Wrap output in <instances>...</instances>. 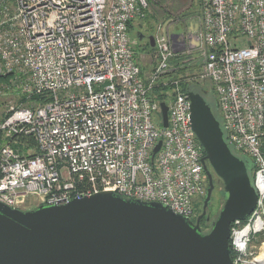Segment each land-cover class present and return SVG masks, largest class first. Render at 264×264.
Returning <instances> with one entry per match:
<instances>
[{"label": "built area", "instance_id": "built-area-1", "mask_svg": "<svg viewBox=\"0 0 264 264\" xmlns=\"http://www.w3.org/2000/svg\"><path fill=\"white\" fill-rule=\"evenodd\" d=\"M198 5V43L186 50L199 51L202 70L185 81L210 83L229 143L254 163L256 208L231 223L229 244L232 264H258L249 257L264 232V0ZM147 7L146 0H0V76H8L0 94L17 96L0 120L1 203L61 205L112 191L196 218L207 179L185 89L179 78L161 81L170 95L166 127L151 93L175 55L170 34L162 28L154 37L158 64L147 79L128 34Z\"/></svg>", "mask_w": 264, "mask_h": 264}, {"label": "water", "instance_id": "water-1", "mask_svg": "<svg viewBox=\"0 0 264 264\" xmlns=\"http://www.w3.org/2000/svg\"><path fill=\"white\" fill-rule=\"evenodd\" d=\"M197 30V21L191 19L190 40L186 37L181 48L175 46L179 34H170L173 52L197 46ZM148 39L154 46L153 36ZM206 91L193 83L185 89L191 129L204 152L201 162L207 179L195 220L173 213L164 204L128 199L112 191L31 210L0 202V264H232L230 225L244 220L257 204L254 163L246 154L234 152L224 121L215 115ZM159 104L161 123L166 127L168 105ZM215 107H219L218 100ZM160 144L159 140L153 153ZM213 174L223 183V204L209 230L203 232L199 222L204 215L209 218L206 210Z\"/></svg>", "mask_w": 264, "mask_h": 264}, {"label": "rangeland", "instance_id": "rangeland-1", "mask_svg": "<svg viewBox=\"0 0 264 264\" xmlns=\"http://www.w3.org/2000/svg\"><path fill=\"white\" fill-rule=\"evenodd\" d=\"M147 2L148 7L146 11V17L143 19L133 20L132 26L128 30L131 45L135 54V59L137 60L138 65L142 70V76L144 79H147L148 76L150 77L151 73L156 70L155 68L158 64L156 55L157 53L154 49L155 46H149L148 37L153 36L154 38L159 29L162 28H165V31L168 34H181L185 32L186 22L193 18V16L197 14L199 9L198 0H147ZM178 63L186 65L183 73H165L163 76H161V78H159L157 83L180 77L193 79V77H196L202 70L198 50L188 49L184 52L178 53L177 55L175 54V56H172L168 61V71H172V69ZM193 84L199 86V84L197 83ZM164 92L166 94L165 102L168 104L170 102V95L167 93V91ZM206 95L208 102L214 108L215 115L219 120L223 121L219 107H215V101H217V96L214 88L208 87ZM16 97L17 96L12 93L9 95L0 94V118L5 115L9 101L16 100ZM30 149L32 150L33 147L31 146ZM233 150L239 156L242 155L241 153L237 152L234 148ZM213 183L214 187L211 193V200L208 207L209 221L205 223L204 226L206 231L209 230L211 222L215 219L223 204V196L221 191L223 189V183L221 180H217L214 174ZM36 206L37 205H35V202L29 199L23 205L22 210H31L36 208ZM201 207L202 202L198 203L197 205H194L196 213L197 210L198 213L201 212ZM263 243L264 232L256 234V237L252 241L253 247L251 249L252 253L249 259H253L261 254V247Z\"/></svg>", "mask_w": 264, "mask_h": 264}, {"label": "trees", "instance_id": "trees-1", "mask_svg": "<svg viewBox=\"0 0 264 264\" xmlns=\"http://www.w3.org/2000/svg\"><path fill=\"white\" fill-rule=\"evenodd\" d=\"M146 2H147V0H146ZM147 4H148V2H147ZM147 11V10H146ZM195 16V15H194ZM145 17H146V14H145ZM144 17V18H145ZM192 19V18H191ZM132 26V24L130 23L129 24V28ZM148 44H149V46H151L150 45V43L148 42ZM177 55V54H176ZM173 56H175V55H173ZM185 67H186V65H184V64H177L173 69H172V71H168L167 72V74H171L172 72H177L178 74H181V73H183L184 72V70H185ZM185 78L186 77H180L179 79H180V81H181V86H182V88H184V89H186V86L188 85V84H191V83H197V84H199V87L200 88H202L203 90H207V88L208 87H211L210 86V83L209 82H207V81H203V82H197V81H185ZM8 81V76L6 75V76H0V82H7ZM168 89V86L167 85H164L162 82H158V83H156L155 85H154V87H153V89L151 90V93H152V95H155L156 96V98L157 99H159V100H161V101H165V99H166V94H165V92L164 91H166ZM32 98H35V99H37V98H40L39 96H33ZM262 151H263V153H264V138H263V143H262ZM215 176V175H214ZM216 179L217 180H220L217 176H216ZM207 187V186H206ZM222 191V190H221ZM223 193V192H222ZM202 202V199H199V200H197L195 203H194V205H197L198 203H201ZM200 205V204H199ZM198 209V208H197ZM197 212H198V210H197ZM205 223L206 222H204L203 224H204V226H205ZM210 227H211V225H210ZM230 256H231V258L233 259V256H234V254H233V250L231 249V247H230Z\"/></svg>", "mask_w": 264, "mask_h": 264}, {"label": "flooded vegetation", "instance_id": "flooded-vegetation-1", "mask_svg": "<svg viewBox=\"0 0 264 264\" xmlns=\"http://www.w3.org/2000/svg\"><path fill=\"white\" fill-rule=\"evenodd\" d=\"M193 17H194V16H193ZM190 20H191V19H190ZM190 20H188V21L186 22V28H188V23H189ZM148 42H149V39H148ZM206 186H207V185H206ZM206 188H207V187H206ZM208 207H209V206H208ZM201 208H202V207H201ZM199 214H200V213L197 212V216H198ZM206 214H208V216H209L208 208H207V210H206ZM197 216H196V217H197ZM194 220H195V219H194ZM208 221H209V218L206 219V215H204L203 218L200 219V222H199V223H200L201 230H202L203 232L206 231L203 223H204V222L207 223Z\"/></svg>", "mask_w": 264, "mask_h": 264}, {"label": "bare ground", "instance_id": "bare-ground-1", "mask_svg": "<svg viewBox=\"0 0 264 264\" xmlns=\"http://www.w3.org/2000/svg\"><path fill=\"white\" fill-rule=\"evenodd\" d=\"M262 252L259 256L256 257L258 261H260L258 264H264V243L262 244Z\"/></svg>", "mask_w": 264, "mask_h": 264}, {"label": "crops", "instance_id": "crops-1", "mask_svg": "<svg viewBox=\"0 0 264 264\" xmlns=\"http://www.w3.org/2000/svg\"><path fill=\"white\" fill-rule=\"evenodd\" d=\"M131 24H132V22H131ZM3 117H4V116H3ZM3 117H1L0 120H1Z\"/></svg>", "mask_w": 264, "mask_h": 264}]
</instances>
